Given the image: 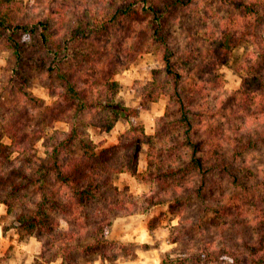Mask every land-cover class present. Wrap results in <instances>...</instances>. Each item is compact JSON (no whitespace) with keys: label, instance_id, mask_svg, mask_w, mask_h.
<instances>
[{"label":"trees","instance_id":"1","mask_svg":"<svg viewBox=\"0 0 264 264\" xmlns=\"http://www.w3.org/2000/svg\"><path fill=\"white\" fill-rule=\"evenodd\" d=\"M100 1L105 9L93 10L96 4L89 0L74 4L55 0L52 13L25 19L22 0H0V39L16 61L8 84L0 89V121L10 139L9 144L0 139V202L11 211L20 199L10 198L11 185H1L11 155L38 161L32 159L30 142L41 138L48 125L66 120L67 132L47 137L50 161L42 165V177L51 175L71 188L70 200L43 193L31 214L20 219L53 239L43 247L44 254L51 247L59 249L66 264H78L75 253L100 254L103 264H117L116 247L128 244L108 235L114 216L129 211L134 195L114 179L122 172H136L141 146L146 144L145 177L163 189L165 197L158 202L148 197L149 207L143 209L172 203L170 211L180 218L175 227L180 232L171 241L184 238L186 208L198 198L215 214L219 231L229 227L238 231L239 245L201 249L196 259L207 264H264V161L248 155L264 156V0H219L233 12L219 15L218 27L212 25L213 11L203 12L197 0H95ZM177 9L189 11L195 22L182 49L175 48L167 35L166 18ZM58 14L60 29L54 27ZM242 41L252 42L256 50L242 66L241 86L225 96L215 93L226 83L219 66ZM33 42L41 51L38 62L44 72L62 86V104L55 101L56 108L26 88L23 63ZM147 47L161 52L163 66L153 69L152 80L142 87V107L167 97L165 114L158 118L155 134L132 124L118 145L98 150L84 138L79 118L97 111L89 126L109 132L121 118L139 115V108L116 100L121 84L114 75ZM63 111L72 113L65 116ZM77 142L81 153L73 154L71 147ZM0 264L7 263L0 257Z\"/></svg>","mask_w":264,"mask_h":264},{"label":"rangeland","instance_id":"2","mask_svg":"<svg viewBox=\"0 0 264 264\" xmlns=\"http://www.w3.org/2000/svg\"><path fill=\"white\" fill-rule=\"evenodd\" d=\"M22 1L26 5L27 16H24L25 19L43 18L52 13L51 9L56 4L55 0ZM77 1L73 0V4ZM89 2L96 4L93 10L105 9L103 1L97 3L95 0H89ZM195 2L199 4L203 12L209 9L213 11L215 21L212 25H216V27L220 22L219 15L227 16L233 12L231 8L223 7L219 0H197ZM82 4L84 5V3ZM214 12L217 14L214 15ZM190 15L192 14L189 11L177 9L166 18L167 35L177 49L185 47L188 35H190L189 32L193 30L195 25ZM56 17L54 27L60 29L62 25L58 19L61 16L58 14ZM65 29L64 26L59 35H62ZM27 40L32 39L27 37ZM32 44L34 45L29 47V53L26 54L23 63V71L26 77L24 78L27 81L26 88L42 98L46 105L55 106V101L61 102L59 104L61 105L62 101L59 94L62 91V86L56 78H51L44 72L43 66L38 62L41 51L34 42ZM255 50L256 47L252 42L242 41L232 51L229 61L219 66V73L226 81L225 86L222 89H217L215 93L225 96L241 86L244 73L242 66ZM144 51L127 67L120 69L114 75V78L121 84V90L116 100L125 106L139 108V115L130 120L121 118L109 132L89 126L88 122L97 115V111L87 112L79 118L80 122L83 123L81 129L84 131V138L98 145V150L118 145L122 140V135L132 124L143 125L147 134H155L157 120L165 114L168 103L167 97H162L157 102L144 103L142 107L140 95L142 87L152 80L153 69L163 66L162 54L159 50H149L147 47ZM111 55L115 56V52L112 51ZM15 63V55L12 50L6 47L3 39H0V89L8 84ZM194 79L191 75L190 80L193 81ZM56 110L58 111V109ZM60 111H62V107ZM62 113L66 116L72 112L63 111ZM69 126V121L57 120L50 126L48 125L41 138L30 142L28 146L29 149L32 148V159L35 160L34 157H36L38 161L26 160L18 153H13L3 168L4 175L1 185L4 188L9 187V185L12 186L13 194L10 195V198L15 199L20 196L16 206L11 211L5 203L0 202V257L7 264H39L43 261L46 264H66L58 248L47 247V251L45 254L43 253V247L49 246L53 239L37 228L26 227L20 219L23 217L25 220L31 214L37 203L41 201L43 193L62 201L64 198L70 200L71 188L60 185L58 180L51 175L46 180L42 177L44 173L42 165H46L50 161L46 150L47 137L67 132ZM0 139L5 144L10 143V139L3 133L1 121ZM71 151L73 154H80L81 144L75 143L71 147ZM248 155L249 159L256 158L257 161H264V156L259 152ZM146 170L147 145L143 144L139 152L136 172H122L117 174L114 179L119 188L128 187L134 195L129 200V211H123L114 216L112 228L108 235L110 240L128 244L125 248L116 247L115 252L120 255L117 264H140L141 259L143 261L148 259L149 264H207L203 260L196 259L201 253V249H220L224 243L230 246L239 245L235 244V236L238 235V231L234 227H229L225 232L219 231L215 214L212 211H206L204 203L198 198H192L186 208L183 218L185 224L181 225L182 229L184 226L187 229L181 232L185 235L184 238L181 235L182 240L180 242H172V236L180 232L175 228L179 224L180 218L170 211L172 203H156L150 206L148 211L143 209L144 206L149 207L148 197H155V202L160 201L161 197H165V191L145 177ZM212 178L219 181L216 175ZM194 184L195 182H192V185ZM182 195L186 197L185 192H182ZM51 213L55 218L60 217L59 213L54 212V210H51ZM61 228L68 229V226L62 224ZM125 253L127 255L123 256ZM74 257L78 264H103L100 254H92L86 257L75 253ZM221 264L231 263L221 262Z\"/></svg>","mask_w":264,"mask_h":264},{"label":"crops","instance_id":"3","mask_svg":"<svg viewBox=\"0 0 264 264\" xmlns=\"http://www.w3.org/2000/svg\"><path fill=\"white\" fill-rule=\"evenodd\" d=\"M139 263L140 264H146V263L149 264V260L146 259V260L143 261V259H141ZM152 264H154V263H152Z\"/></svg>","mask_w":264,"mask_h":264}]
</instances>
